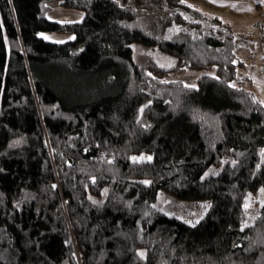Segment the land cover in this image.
Instances as JSON below:
<instances>
[{
	"label": "trees",
	"instance_id": "trees-1",
	"mask_svg": "<svg viewBox=\"0 0 264 264\" xmlns=\"http://www.w3.org/2000/svg\"><path fill=\"white\" fill-rule=\"evenodd\" d=\"M53 2L84 16L52 20ZM241 38L187 0H0V264H264ZM160 189L211 204L190 223Z\"/></svg>",
	"mask_w": 264,
	"mask_h": 264
},
{
	"label": "rangeland",
	"instance_id": "rangeland-1",
	"mask_svg": "<svg viewBox=\"0 0 264 264\" xmlns=\"http://www.w3.org/2000/svg\"><path fill=\"white\" fill-rule=\"evenodd\" d=\"M197 5L203 11L210 14H218L231 22L233 31L246 44L243 45L239 54L245 61L240 69L242 83L250 86L264 101V3L260 0H187ZM51 10L48 16L52 20L58 21H77L84 16V11L61 5L58 2L51 3ZM49 40L65 41L74 36L71 32L43 31ZM199 72L189 70L187 72L172 73L169 78L180 79L189 84H196ZM152 155L141 153L135 155L138 158H147ZM127 195L132 194L133 190L125 188ZM155 205L161 207L170 214L176 215L190 223H197L207 212L211 202L209 199L188 200L181 199L160 189L153 201Z\"/></svg>",
	"mask_w": 264,
	"mask_h": 264
},
{
	"label": "snow or ice",
	"instance_id": "snow-or-ice-1",
	"mask_svg": "<svg viewBox=\"0 0 264 264\" xmlns=\"http://www.w3.org/2000/svg\"><path fill=\"white\" fill-rule=\"evenodd\" d=\"M181 2H186V0H181ZM213 2H219V0H213ZM261 3H264V0H260ZM64 21H61V23H63ZM39 35L44 36L45 38H51L48 37L45 33H39ZM71 38V37H70ZM234 86V85H233ZM261 103H264V101H261ZM261 153L264 154V149H261ZM133 159H138L137 157H133ZM147 159H151V157H147ZM93 180H95V177H93ZM145 183H150L149 181H144ZM106 191V190H105ZM262 193H264V188H261L260 190ZM262 203H264V201H262ZM248 205L246 204L245 207H247ZM141 255H143V252H141Z\"/></svg>",
	"mask_w": 264,
	"mask_h": 264
},
{
	"label": "built area",
	"instance_id": "built-area-1",
	"mask_svg": "<svg viewBox=\"0 0 264 264\" xmlns=\"http://www.w3.org/2000/svg\"><path fill=\"white\" fill-rule=\"evenodd\" d=\"M263 52H264V46H263Z\"/></svg>",
	"mask_w": 264,
	"mask_h": 264
}]
</instances>
